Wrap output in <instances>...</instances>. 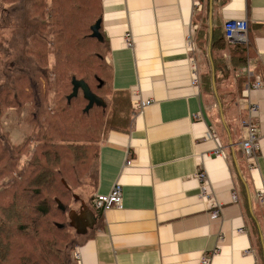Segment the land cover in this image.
<instances>
[{
    "label": "crops",
    "instance_id": "obj_1",
    "mask_svg": "<svg viewBox=\"0 0 264 264\" xmlns=\"http://www.w3.org/2000/svg\"><path fill=\"white\" fill-rule=\"evenodd\" d=\"M99 15L108 110L121 99L126 127L103 135L97 186L70 211L85 236L74 249L80 264H199L207 253L211 264H264V0H101ZM232 19L249 22L245 63L229 40L213 45ZM247 65L263 85L244 98ZM248 101L258 106L253 167L241 147ZM115 182L122 208H96Z\"/></svg>",
    "mask_w": 264,
    "mask_h": 264
},
{
    "label": "trees",
    "instance_id": "obj_2",
    "mask_svg": "<svg viewBox=\"0 0 264 264\" xmlns=\"http://www.w3.org/2000/svg\"><path fill=\"white\" fill-rule=\"evenodd\" d=\"M60 1L63 3L68 0H0V29L5 26L2 23L3 16L10 14L13 19L11 24L16 28L12 30L14 41H18L16 38L22 39L25 46H28L32 39L38 42H47L52 38L56 42L62 41L65 20L70 18L69 14L71 13L68 14L63 9ZM4 2H8L7 5H4ZM68 2L67 7L69 6L72 11L71 7L84 6L81 4V0H69ZM88 2L90 13L93 14L96 11L95 0H88ZM100 9L101 0H99L96 21L89 25L87 34H84L86 26H82L80 30L77 27L70 32L72 38L79 37L77 40H79L81 48H77L74 55L80 58L86 67L65 69L70 71L67 73L71 74V90L64 97L65 100L63 99L64 105H61L57 111L61 112V116L42 113V116L37 115V119L34 118L38 121L35 124V130L31 132L29 126L26 135L31 132V135H35L38 143L43 142V145H40L33 157L27 163H22L19 169L20 156L27 144L15 143L4 134L5 127L1 116L7 110L6 106L9 103L21 106V87L17 81L10 79L0 83V177L8 172L15 175L0 186V264H77L73 254L74 249L82 243L85 236L77 233L72 234L70 231V227L73 228V226L69 202L73 198L72 183L82 182L80 177L84 168H79L78 164L81 165L87 160L92 148L75 145L73 143L76 139L68 140L66 138L71 130L68 129L69 124L78 120V124L81 125L80 132L84 133L88 140L92 139V135L96 134L101 127L105 128V132L109 129L126 127L124 120L117 118L121 115V110L126 113L121 99L114 97L113 106L116 103L117 110L115 108V110H108L112 102L108 96L111 90L109 83L101 76L104 70L101 43L104 42V38L100 26L97 33L101 38L95 35L94 30V26L99 21ZM225 41H228L225 36L216 37L213 45L216 44L217 47L223 49L226 46ZM83 42L89 46L93 44L96 51L94 48L90 50L87 46L83 47L81 45ZM231 44L235 61L245 63V55L249 51L248 45ZM79 49L83 50L82 54H78ZM214 71L213 68V73ZM83 72L86 74H82ZM89 78L97 82L96 87L91 86ZM78 80L86 82L90 90L102 98L103 104L89 105L90 101L82 88L78 89L76 95H72L75 87L74 82ZM205 87L210 90L211 84L208 83ZM100 91H103V96L100 95ZM80 95L86 101L82 110L73 107L74 101L79 99ZM91 115L95 121L94 126L86 120ZM7 116L8 114L5 115V118ZM62 126H66L67 130ZM56 139H66L71 143L69 145L57 144ZM98 159L99 149L93 189L97 186ZM91 198H93L92 195Z\"/></svg>",
    "mask_w": 264,
    "mask_h": 264
},
{
    "label": "rangeland",
    "instance_id": "obj_3",
    "mask_svg": "<svg viewBox=\"0 0 264 264\" xmlns=\"http://www.w3.org/2000/svg\"><path fill=\"white\" fill-rule=\"evenodd\" d=\"M68 1H63V3L60 1L63 9L66 10L68 14H71H69L70 18L67 17L68 19L65 20L66 25L64 26L62 34V41L59 42H56L53 38L49 39L47 42H38L32 39L28 46H25L22 39L16 38L18 41H14L12 38V30L14 27L10 22L11 20L9 21L12 17L6 16V14L3 16L4 21H2V23L5 26L0 29V83H3L6 79L17 81L21 87L22 104L18 106L9 103L6 106L7 110L2 114L1 118L3 126L5 127L3 131L4 134L14 140L15 143L27 144V147L23 149L20 156L21 159L18 169L22 166V163H27L33 157L34 152L40 145H43V142L38 143L34 134L31 135V132L35 130V124L38 123V121L35 120L37 119V115L42 116V113H44L61 116V112L57 111L61 105H64V97L69 94L71 90V74L67 73L70 71H66L65 69L86 67L83 65L82 60L74 55L76 49L80 47L79 40H77L79 37L72 38L70 32L77 27L80 30L82 26H86L84 34L88 33L89 25L96 21L99 10V0H95L94 2V4L96 3V11L93 14L90 13V4L88 0H81V4H84L85 7H82V5L71 7L73 11L69 6L67 7V5H69ZM7 3L8 2H4V5H7ZM81 45L83 47H89L88 49L90 50L94 48V51H96L93 44V46H89L83 42ZM82 53L83 50L79 49L78 54ZM245 58L246 61L250 59L249 55H245ZM82 74L86 73L83 72ZM88 81L93 88L96 87L97 82L94 79L89 78ZM103 94L102 91L100 95L103 96ZM85 102L82 95H80V98L74 101L73 107L75 106V108H80L82 110ZM6 114H8V116L5 118ZM86 120L90 125L92 124V126H94L95 121L92 115L87 117ZM29 126L32 131L26 135ZM62 128L67 130L66 126H62ZM68 129L71 130H69L70 132L66 138L68 140L76 139L73 144L92 148L87 160L81 165L78 164L79 168H84V172L80 177L82 182L79 184L72 183L74 187L72 192L73 198L69 202V205L72 210L77 212L81 209V204L84 201L87 202L89 194L94 191L93 186L95 185L93 181H95L96 177L95 164L97 152L100 148L103 135L106 132L105 128L101 127L96 134L92 135L93 138L88 140L86 135L80 132L81 125L78 124V120H74V122L69 124ZM68 140L56 139V142L57 144L69 145L71 141L68 142ZM23 152H25V154H23ZM85 165L86 167H84ZM3 176L1 175L0 177V186L15 177L13 173L9 172ZM70 231L72 234L77 233L74 227H70Z\"/></svg>",
    "mask_w": 264,
    "mask_h": 264
},
{
    "label": "built area",
    "instance_id": "obj_4",
    "mask_svg": "<svg viewBox=\"0 0 264 264\" xmlns=\"http://www.w3.org/2000/svg\"><path fill=\"white\" fill-rule=\"evenodd\" d=\"M224 30H225V36L227 40H229L231 43H240V44H247L249 41V22L246 19H232L228 20L224 24ZM128 44L131 46V37L130 35H127ZM192 50V48H190ZM194 66V74L192 77V84L195 86H199L200 80L198 73L196 72V66L195 64H192ZM242 71L247 75L248 78H252V81L248 82V87L245 90V96L244 98H247L248 92L250 89L253 88H260L263 83L261 76L258 74H254L251 69L249 68V65L244 66L242 68ZM149 102L146 101L145 103L141 104L142 106H145ZM247 111L248 116L246 119L243 120V125L247 128V137L241 142V147L243 150L244 155L247 157L250 166L253 167L255 164L256 157L258 155V152L260 150L259 145V135L257 131V124L254 120L253 114L257 111L258 106L254 103H251L250 101L247 102ZM213 134V132L211 133ZM214 136V134H213ZM217 155H223V150L221 147L218 146L216 149ZM126 165L131 166L133 163V160L130 158H127L125 161ZM198 178L202 180L203 186V192L202 195L206 199H211V194L207 190L206 187V173L204 171L198 172ZM94 204L96 208L100 210H109L112 208H122L123 205V188L122 185L119 182H115L111 188V190L108 193L104 194H96L95 195V201ZM214 208L218 207V204L214 203L212 204ZM219 214L218 208L214 210V215ZM74 257L76 258L77 264H80V252L78 250L74 251ZM213 253H207L204 255L200 261L199 264H211L212 262Z\"/></svg>",
    "mask_w": 264,
    "mask_h": 264
},
{
    "label": "water",
    "instance_id": "obj_5",
    "mask_svg": "<svg viewBox=\"0 0 264 264\" xmlns=\"http://www.w3.org/2000/svg\"><path fill=\"white\" fill-rule=\"evenodd\" d=\"M99 26H100V21H98L97 24L94 26V30L96 32L95 35H97V36H98L97 29H98ZM99 38H100V35H99ZM74 84H75V87H74V92H73L72 95H76L77 92H78V89L79 88H82V90L84 91L85 96L90 101V104L89 105H92L93 103H102L103 104L102 98L99 97L98 95L94 94L90 90V88H89V86H88V84L86 82H84L82 80H78V81H75ZM213 85H214V90L216 92L215 76H214V74H213ZM70 218L72 220V216Z\"/></svg>",
    "mask_w": 264,
    "mask_h": 264
},
{
    "label": "flooded vegetation",
    "instance_id": "obj_6",
    "mask_svg": "<svg viewBox=\"0 0 264 264\" xmlns=\"http://www.w3.org/2000/svg\"><path fill=\"white\" fill-rule=\"evenodd\" d=\"M7 16H10V17H12L10 14H7ZM10 20L12 21V19H9V21H10ZM11 21H10V22H11Z\"/></svg>",
    "mask_w": 264,
    "mask_h": 264
}]
</instances>
